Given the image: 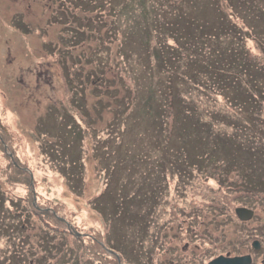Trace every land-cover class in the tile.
Masks as SVG:
<instances>
[{"label": "rangeland", "instance_id": "1", "mask_svg": "<svg viewBox=\"0 0 264 264\" xmlns=\"http://www.w3.org/2000/svg\"><path fill=\"white\" fill-rule=\"evenodd\" d=\"M179 1L169 9L164 0H0V126L5 127L0 135L5 152L0 150V190L29 201L22 200L19 207L35 206L26 217L0 214L7 218L5 225L9 220L15 224L0 238V258L9 253L13 237L16 243L26 237L20 252L28 264H42L35 260L45 255L39 233L47 228L39 214L46 217V209H59L49 219L67 225L71 232L65 243L73 246L84 237L82 263L89 256L95 259V248L119 264H157L151 250L166 245L160 257L177 264L170 260L183 240L180 222L186 223L185 214L193 215L191 234L207 240L198 242L208 253L222 250L223 236L249 244L256 234L264 243V178L256 181L246 163L231 159L242 151L238 160L247 161L249 148L264 143V104L253 102L241 110L221 101L220 95L207 99L197 92L210 72L225 71L226 78L238 69V53L231 52L236 44L248 50L250 59L264 63V20L256 14L263 11L264 0ZM217 9L243 30L238 37L237 30L230 44L227 35L215 38L204 29L220 25ZM71 33L82 37L77 41ZM221 37L226 39L219 41ZM157 49L164 53L160 61L153 57ZM164 55L170 59L163 69ZM174 77L175 92L182 90L195 112L184 115L188 103L178 102L183 128L176 124L173 136L163 130L166 125L158 115L157 120L147 119L150 114L148 108L141 111L142 104L115 102L118 96L154 93L149 99L163 109L168 104L166 80ZM111 94L116 97L111 99ZM200 118L214 122L216 139L224 141L213 153L207 150L209 131L201 122L197 128ZM149 147L150 163L138 158L111 174L109 158L126 161ZM207 153L208 162L196 159ZM12 160L30 174L28 189L11 185L2 173ZM248 180L261 194L246 198L244 205L231 203L229 195L244 191ZM222 201L230 204L224 212L211 206ZM235 207L255 208L256 221L240 224ZM11 209L10 202L3 204L6 214ZM50 231L61 244L60 232ZM117 243L122 251L115 250Z\"/></svg>", "mask_w": 264, "mask_h": 264}, {"label": "trees", "instance_id": "2", "mask_svg": "<svg viewBox=\"0 0 264 264\" xmlns=\"http://www.w3.org/2000/svg\"><path fill=\"white\" fill-rule=\"evenodd\" d=\"M178 1V3H180L179 0H164V2L166 3V7L171 9L172 4H178L176 3ZM228 2V0H226ZM170 2V3H169ZM229 4V2H228ZM179 5V4H178ZM205 8V7H204ZM217 14L218 16L221 18L220 19V25H215L211 28H209V30H207V28H204L209 34L210 36L213 37H217L220 36L222 34L227 35L226 37L228 38L227 41L228 43H232L235 33L237 32V30L239 29V31L236 33V36H240L243 35V30L241 28H238L239 26H237L236 23L231 22V19L229 16H225L224 13H222L221 11H219L217 9ZM255 14V13H254ZM257 15H259V18H262V20H264V8L263 11L260 13H256ZM164 24V23H163ZM205 25H202V27ZM208 27V26H206ZM223 28V29H220ZM229 33V34H226ZM70 36H72L73 39L79 41L81 39V34L77 33L76 35L74 33H71ZM221 39H226L221 37L219 41H221ZM83 42V41H81ZM110 44V43H109ZM78 45V44H77ZM233 46V45H232ZM111 47V46H110ZM101 48V47H100ZM231 52H233V54L238 53L237 58L238 59V63L237 67L238 69H232L228 72V69H226L229 74V76L227 75L226 78H222L223 74H226L225 71H218L219 73H216V75H211L208 74L207 76H203L204 77V86H202L200 89L197 90V92H199V95L202 97H206L207 99L210 97L212 99V95H220L221 96V101H224L225 103L229 104L230 106H234L236 105L237 107H240L241 110H244L245 107H249V105H252L253 102H256V104L258 106H263L264 104V63L261 64L260 62H258L257 60L255 61L254 59H250L248 57V50L241 46L240 44H236V47L233 46ZM158 50V54L153 52V57L157 58V60H161V55H163L164 53L160 54L159 51H163L162 49H157ZM69 51V50H68ZM69 52H67L68 55ZM212 53V52H211ZM90 56H94L95 54H91L89 53ZM123 57H125V55H123ZM69 58V56H68ZM170 56H163L162 60H164V67L166 66L165 61L169 60ZM236 67V68H237ZM214 71H217L216 69H214ZM240 72V74H239ZM201 76V75H200ZM175 77L174 78H168L166 80V82H168V86L165 89L164 88V95L165 98H168V104L164 105L163 109H160L158 107V105L156 106L151 100L149 99L151 98L150 96H154V93H151L152 95H147L146 97H139L140 95H131V97L125 98V97H116L115 94H111V99L113 97V99L116 97L115 102L118 104L117 106H119L120 104H123L127 102V106L131 104L134 106V104L138 103L142 104L141 106H143V108H141V111L146 108H148V112L150 114L149 117H147V119H158V116L160 117L159 119L163 120V130H166L169 132V135H174V133L176 132V128H178L179 126L176 124H179L181 122H179V119L182 118V112L181 109H177V105L179 104L178 102H180L181 100H184V102L188 103V99L183 98L184 96H182V90L175 92L176 89L174 88V84H175ZM67 80V78H66ZM260 80H261V84H260ZM165 82V83H166ZM129 84V83H127ZM159 87V86H157ZM203 89V91H202ZM159 90V89H158ZM230 90L233 92L232 96L226 94L227 92L230 93ZM161 91V90H160ZM204 91L206 92V94L204 93ZM78 94L82 95L83 92H81L79 89L77 90ZM116 92V91H114ZM133 92V91H132ZM162 92V91H161ZM74 93V92H73ZM166 93V94H165ZM204 94V95H203ZM129 95V94H128ZM135 97V98H134ZM227 98V99H226ZM186 100V101H185ZM121 101H123L121 103ZM191 102H189L188 104H185L183 106H186V111L183 113L185 115L186 114H194V105H192V100H190ZM98 107L100 109H102V105L99 101L98 103ZM131 113H132V109ZM225 110V109H224ZM140 111V110H139ZM213 113V111H212ZM210 113V115L212 114ZM216 114V113H215ZM129 115V112H128ZM158 115V116H157ZM172 115L171 119L169 118V116ZM200 116V115H198ZM166 119V121H165ZM171 120V122L169 121ZM204 119L200 118L196 121L197 123V128H200V125L198 124V122H201V127H203V129H205V132H208L207 138L210 139V145L208 146L209 150L208 153H213V147H215V149H218V146L222 145V142L224 141H219L216 139V133L215 131H213V127L216 125H213L214 122L210 121L207 123H203ZM195 123V122H194ZM170 126V128L168 127ZM210 126L212 127V129L210 128ZM181 128H183V124L181 123L180 125ZM5 127L2 125L0 126V135H4V130ZM78 134L80 136H78ZM82 137V134L79 132H77V141L78 143H80ZM259 137V136H258ZM262 137V136H261ZM257 138V137H256ZM261 139V138H260ZM64 140V139H62ZM61 140V142H63ZM257 140V139H256ZM217 141V142H216ZM6 142V141H4ZM226 142V141H225ZM241 146V145H240ZM243 147V146H242ZM150 147L147 149V151L143 152V153H139L141 154L140 156H130L129 158L126 159V161H124L123 159H111V163L112 165L111 167V174H115V169L118 166H123L125 164V167L122 168H127V167H131L134 160L140 158L142 159L143 163L148 164L150 163V159H149V155L150 152L149 151ZM250 150H248L249 153H251L250 158H247V161H242L240 162L238 159H241V157L239 156V153H241L242 151H238L236 154H238V156H234L231 157L232 161L237 163V164H241L242 166L246 163L248 165V167L246 166V170H248V172L252 175H256V181L260 180L262 177L264 178V143L260 142H256V145L251 146L249 148ZM0 150H2V154L5 155L4 152V146H3V142L0 141ZM184 150V148H182V151ZM204 154V156L202 157H195L196 159H205L206 162H208L207 156L209 154ZM138 154V155H139ZM235 154V153H234ZM233 155V154H232ZM118 156V155H117ZM8 158H10L8 156ZM177 159L179 161L183 160V157L177 156ZM175 164H179L177 161L175 162ZM196 167H198V163H196ZM160 166L163 168L164 165L161 163ZM245 166V165H244ZM110 168H108L109 170ZM193 169V168H192ZM107 171V169L105 170ZM26 170L21 171V169L19 168L18 165H16V163L12 160V162L8 163V166L6 168V171L3 170L2 173H4V175H6L7 181L14 186L15 183H20L26 186V188L28 189L29 186H31L30 183V174L27 173L26 174ZM21 173V174H20ZM110 175V174H109ZM112 175H110L111 177ZM163 176V175H162ZM164 182H166L164 180ZM252 182V181H251ZM248 180V184L245 186H242L244 189V191H238V193H232L229 196H231V199H229V201L231 203L234 202H239L240 205H244L245 204V199L246 198H250L254 195H256L257 193L261 194L260 191L256 186V190L253 189V183H251ZM264 194V191H262ZM22 200H26L25 198L21 197L20 199L18 198H10L8 197V195H6L4 193V191L0 190V214H4L7 216V218L9 219H14L20 215H24L25 217L27 216L26 213H29L30 210L32 208H34V205H30L31 209L29 210V208H27L28 210H26L24 207H19ZM27 201V200H26ZM10 202L12 205V209L7 211V214L5 213V211H3V204ZM29 202V201H27ZM32 202V199L31 201ZM2 203V204H1ZM207 202H205L203 204V206L206 204ZM214 206V209H216L218 211V209L216 207L221 206L220 207V212H224L229 209L230 204L228 201L225 202H221L216 204L215 202L211 205ZM229 206V207H228ZM11 207V206H10ZM197 211L201 210V208L196 207ZM102 211H105L104 208L101 209ZM12 212V213H10ZM45 214L47 215L46 217L42 216V214H39V216L42 219V223L44 225H46L45 230H41L39 235H41L42 237V243H44L41 248L43 249V251L45 252L44 257H38L35 261L38 263H42V264H119L118 263V259L115 258V261L113 262L112 259V255H109V257H112V259L110 258H106V255H103L104 253L99 252V250L92 248L93 249V256H95V259H92L91 256H89L90 258H88L86 261H84L83 263L81 262V251H82V241H85L84 237H81V240L77 241L78 243H75V245H71V243H65L66 242V237L70 234V230L67 227V225H65L63 223V221H61L60 219L56 221H52L50 219H53L54 217H56V214L59 213V209H56L55 213L54 211H50L49 209H46ZM60 213H62L60 211ZM186 216V214L184 215ZM6 218V219H7ZM50 218V219H49ZM197 218V217H196ZM3 220V217H0V238L3 236V234H5V232H7V229H10L11 227L14 229L15 228V224L13 222H10L8 225H5V220ZM8 222V221H6ZM62 225H65L66 228L62 227ZM24 230V229H23ZM55 231L57 234V231H59L61 236H57L59 237V239L61 240V244H59V242H56V240H54V233L51 232ZM57 230V231H56ZM70 231V232H69ZM19 234V233H18ZM68 234V235H67ZM109 234V233H107ZM39 235H37L36 237H38ZM67 235V236H66ZM111 235V234H110ZM112 236V235H111ZM17 237V236H16ZM16 237L14 238V243L11 244V248L8 254H5L0 258L1 264H28L27 263V259L25 258V256L20 252V250H23V246H26L27 243V239L26 237H24L25 241H22L21 243H16ZM11 236H8L7 239H10ZM28 238H31L28 237ZM80 239V238H79ZM114 241V240H113ZM68 242V241H67ZM70 244V245H69ZM114 244V243H112ZM112 244H109V246H113ZM118 245H122L120 243H117L116 246L117 248L115 249L116 251H119L121 249L120 246ZM104 247V246H102ZM123 249H121L120 251H122ZM7 253V252H6ZM123 253V252H122ZM149 256H150V250H149ZM81 260V261H80ZM112 261V262H110Z\"/></svg>", "mask_w": 264, "mask_h": 264}, {"label": "flooded vegetation", "instance_id": "3", "mask_svg": "<svg viewBox=\"0 0 264 264\" xmlns=\"http://www.w3.org/2000/svg\"><path fill=\"white\" fill-rule=\"evenodd\" d=\"M254 211V216L252 220H238L240 224H248L250 222L256 221V209L251 208ZM186 223H184V220L180 222V227L184 229V235H182L180 238H182V242L176 247V253H175V259L170 260L171 262H176L177 264H211L212 261L217 258L218 256H222L224 258H236V257H249V262L246 261H235L233 264H264V243L256 239V234L254 235L255 238L249 242V244H246L242 241V238L240 237H233L234 243L231 241V239H226V236L224 237L223 243H221L222 250L217 253H208V250L205 246L200 245L199 242H203L205 244V241H207L205 238L202 237H195L191 234L193 232V227L196 225V221L194 220L193 215L185 216ZM190 217V218H189ZM189 218V219H188ZM222 237V238H223ZM164 242V238H161ZM199 241V242H198ZM255 241H259L260 243L255 246ZM223 244V245H222ZM196 245V247H194ZM228 247V248H227ZM105 248V247H104ZM115 249L114 247H112ZM166 249V245H162L161 248H152L151 250V256H156L158 260L157 264H166L164 258L160 257V253H163V249ZM171 248V247H170ZM249 248V249H248ZM251 248V249H250ZM236 249H240L237 251H234ZM200 262L198 263L197 260ZM225 262L228 264V261L226 259H221L215 264H225Z\"/></svg>", "mask_w": 264, "mask_h": 264}, {"label": "water", "instance_id": "4", "mask_svg": "<svg viewBox=\"0 0 264 264\" xmlns=\"http://www.w3.org/2000/svg\"><path fill=\"white\" fill-rule=\"evenodd\" d=\"M237 213H238V215H239V217L240 218H242V219H248V218H250L251 217V215H252V212L250 211V210H248L247 208H237ZM245 258V257H244ZM244 258L243 257H237V258H233V259H226V260H228V261H238V262H241V261H243L244 260ZM219 259H223L222 257H220ZM218 261V260H217ZM225 264H227L226 262H225ZM228 264H233V262H228Z\"/></svg>", "mask_w": 264, "mask_h": 264}]
</instances>
